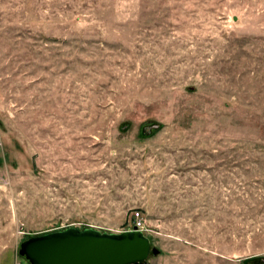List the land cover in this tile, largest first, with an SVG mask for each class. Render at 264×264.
I'll list each match as a JSON object with an SVG mask.
<instances>
[{"label":"rangeland","instance_id":"rangeland-1","mask_svg":"<svg viewBox=\"0 0 264 264\" xmlns=\"http://www.w3.org/2000/svg\"><path fill=\"white\" fill-rule=\"evenodd\" d=\"M137 211L147 264H264V0H0V264Z\"/></svg>","mask_w":264,"mask_h":264},{"label":"water","instance_id":"water-1","mask_svg":"<svg viewBox=\"0 0 264 264\" xmlns=\"http://www.w3.org/2000/svg\"><path fill=\"white\" fill-rule=\"evenodd\" d=\"M18 252L29 264H147L151 257L160 256L161 249L136 228L108 233L70 227L32 235L20 244Z\"/></svg>","mask_w":264,"mask_h":264},{"label":"built area","instance_id":"built-area-1","mask_svg":"<svg viewBox=\"0 0 264 264\" xmlns=\"http://www.w3.org/2000/svg\"><path fill=\"white\" fill-rule=\"evenodd\" d=\"M133 220H134L133 224L131 225L130 228L127 229V231H131L134 228L138 229L144 234L148 231L146 228L145 219H143V216L139 211L135 212V214L133 215Z\"/></svg>","mask_w":264,"mask_h":264},{"label":"trees","instance_id":"trees-1","mask_svg":"<svg viewBox=\"0 0 264 264\" xmlns=\"http://www.w3.org/2000/svg\"><path fill=\"white\" fill-rule=\"evenodd\" d=\"M25 259V258H24ZM26 260V259H25Z\"/></svg>","mask_w":264,"mask_h":264}]
</instances>
